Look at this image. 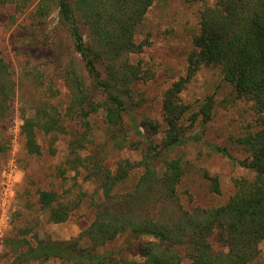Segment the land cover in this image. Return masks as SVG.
Here are the masks:
<instances>
[{
  "label": "trees",
  "instance_id": "16d2710c",
  "mask_svg": "<svg viewBox=\"0 0 264 264\" xmlns=\"http://www.w3.org/2000/svg\"><path fill=\"white\" fill-rule=\"evenodd\" d=\"M54 1L60 22L67 26L86 70V76L76 69L66 73L71 97L65 114L76 116L88 127L87 116L104 109L113 144L138 146L130 139L122 112L132 102L133 83L139 79V67L131 63L129 56L139 53L143 44L135 41L134 33L154 0H73V4L71 0ZM8 2L0 0V6ZM41 8H47L46 3L36 10L39 19L45 15ZM81 24L88 29L87 37ZM198 24L186 74L164 93L162 115L167 127L164 135L155 142L145 137L148 145L138 160L125 159L113 171L102 164L94 166L92 171L102 194L88 227L70 240L46 237L37 238L34 244L26 242L27 248L18 255L22 261L55 258L74 264H111L107 253H98L96 249L121 235H128L127 244L131 238L149 237L141 244L145 261L122 258L123 264H181L177 247L184 249L190 264H251L258 257L260 243L264 241V0H202ZM205 65L220 67L236 97L252 103L258 123L257 130L237 138L249 152L244 160H237L226 147L205 143L214 152L251 170L253 176L235 179V192L225 204L186 210L177 194L183 176L182 162L179 158L166 159L165 153L188 138L200 139L198 135H189V128L199 115L203 123L211 118L213 97L208 96L198 112L190 115V123L183 124L189 105L181 100L180 94ZM6 68L0 60L2 111L8 95ZM48 108L37 111L35 118H26L22 124L30 152L39 151L34 139L36 127L49 132L60 125L56 109ZM132 126L136 132L138 127ZM147 130L154 137L158 124L149 120ZM137 168L142 173L134 187L116 192L118 185ZM212 182L218 192L217 179L212 178ZM38 203L48 210V221L53 223L65 221L78 205L59 199L53 190L38 191ZM83 238L88 240L89 247L80 246ZM164 244L169 246L163 247Z\"/></svg>",
  "mask_w": 264,
  "mask_h": 264
},
{
  "label": "rangeland",
  "instance_id": "374dc122",
  "mask_svg": "<svg viewBox=\"0 0 264 264\" xmlns=\"http://www.w3.org/2000/svg\"><path fill=\"white\" fill-rule=\"evenodd\" d=\"M8 1L0 6V60L7 65L4 73L8 94L3 105L5 111L0 106V181L1 171L10 161H14L16 181L11 202L4 207L9 210L4 212L0 205V221L2 214L6 213L7 217L0 236V264H74L55 258L25 262L18 255L27 248L26 242L34 244L37 238L77 237L93 220L95 204L101 199L92 168L102 164L113 171L125 159L138 160L148 145L145 137L155 142L164 135L167 128L162 115L164 93L186 74L187 58L194 48L192 38L199 31L202 0H154L136 27L134 39L143 46L129 58L139 67V79L133 83L132 102L122 112L124 126L129 130L130 139L137 143L136 147L113 144L104 109L87 116L88 127L76 116L65 114L71 97L66 73L76 69L86 76V70L67 26L60 22L55 1ZM41 3H46L47 8H41L45 15L39 19L36 10ZM80 28L87 37L88 29L82 24ZM208 96L213 97L210 120L203 123L199 115L188 132L201 138H188L184 144L165 153L166 159L179 158L182 162L183 176L177 185V194L186 210L225 204L235 192L234 180L253 176L251 170L214 152L205 143L226 147L237 160H244L249 152L237 138L258 129L252 103L236 97L219 66H201L181 92V100L189 105L183 124L190 123V115L198 112ZM44 106L56 109L60 125L49 132L36 127L34 139L39 151L30 152L21 127L26 118H35ZM149 120L158 124L154 137L148 134ZM133 124L138 127L136 132ZM141 173V168L132 170L115 191L132 189ZM214 177L218 192L213 188ZM40 190H53L59 199L78 205L65 221L49 222L48 210L38 203ZM127 236H118L96 251L107 253L111 264H123L122 258L144 262L141 244L149 237L131 238L127 244ZM79 244L90 246L85 238ZM176 251L182 256L181 264H190L182 247ZM251 264H264V241Z\"/></svg>",
  "mask_w": 264,
  "mask_h": 264
},
{
  "label": "built area",
  "instance_id": "2783aa9c",
  "mask_svg": "<svg viewBox=\"0 0 264 264\" xmlns=\"http://www.w3.org/2000/svg\"><path fill=\"white\" fill-rule=\"evenodd\" d=\"M15 126V124H14ZM18 128V125L17 127ZM16 138V136L14 135V139ZM14 161H10L7 162L3 168L2 175H1V181H0V205L3 208L4 212H7L9 210L8 208H4L6 207V205L8 206L9 203L11 202V196L13 193V188L15 186V181H16V169H15V165L13 163ZM6 213L2 214L1 216V221H0V236L1 233L3 232L2 228L6 227Z\"/></svg>",
  "mask_w": 264,
  "mask_h": 264
}]
</instances>
